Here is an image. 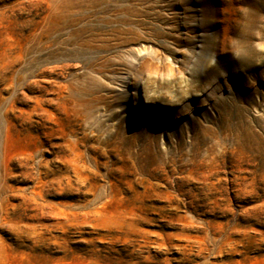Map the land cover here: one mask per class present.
Wrapping results in <instances>:
<instances>
[{
	"label": "rangeland",
	"instance_id": "1",
	"mask_svg": "<svg viewBox=\"0 0 264 264\" xmlns=\"http://www.w3.org/2000/svg\"><path fill=\"white\" fill-rule=\"evenodd\" d=\"M245 6L0 0V264H264Z\"/></svg>",
	"mask_w": 264,
	"mask_h": 264
},
{
	"label": "clouds",
	"instance_id": "2",
	"mask_svg": "<svg viewBox=\"0 0 264 264\" xmlns=\"http://www.w3.org/2000/svg\"><path fill=\"white\" fill-rule=\"evenodd\" d=\"M257 7L245 6L239 15V23L231 42V57L241 71L252 66L264 65V49L255 46L257 40H264V0H256ZM216 63L215 55L212 57Z\"/></svg>",
	"mask_w": 264,
	"mask_h": 264
}]
</instances>
